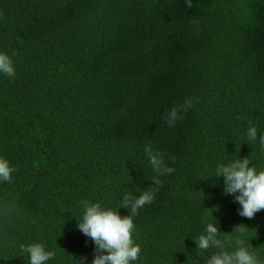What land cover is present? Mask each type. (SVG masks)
<instances>
[{"label":"trees","instance_id":"1","mask_svg":"<svg viewBox=\"0 0 264 264\" xmlns=\"http://www.w3.org/2000/svg\"><path fill=\"white\" fill-rule=\"evenodd\" d=\"M0 264H91L77 228L82 201L129 215L126 194L155 190L134 217L135 264H205L194 241L207 223L233 243L244 234L264 264V209L248 219L223 191L218 164L264 169V0H0ZM181 118L169 125L174 107ZM159 151V177L144 146ZM199 253V254H198ZM106 254V253H105Z\"/></svg>","mask_w":264,"mask_h":264},{"label":"clouds","instance_id":"2","mask_svg":"<svg viewBox=\"0 0 264 264\" xmlns=\"http://www.w3.org/2000/svg\"><path fill=\"white\" fill-rule=\"evenodd\" d=\"M0 74L9 78L15 76V68L12 59L0 52ZM192 107V100L187 99L183 108L174 107L168 111L165 120L169 125L181 118L180 112ZM250 141L259 139L261 148L264 149V133L258 137V130L251 126L247 130ZM144 153L151 165L155 176L152 179L154 185H161L159 177L170 175L174 169L167 165L159 151L151 145L144 146ZM249 159H236L227 164H218L214 177H223V191L226 196L234 197V202L240 205L238 214L251 219L256 213L264 209V169L257 170L255 166L249 167ZM14 169L6 159L0 158V182H8ZM155 198V190H145L138 196L126 194L123 197V208L129 209V215L120 216L118 211L102 207L99 202L91 203L82 201V219L78 221V230L90 238L94 244L96 255L91 264H135L140 258L142 249L136 243L134 217L138 210L146 204H151ZM220 233L216 223H207L203 232L196 239V248L200 253H205L210 248L217 249L210 254L205 264H261L257 257L249 250L250 245L245 244L244 234L234 242V250L229 252L227 247L232 246V241L225 237L219 238ZM21 251L26 252L29 264H47L54 258L52 251L46 250L40 243L23 246ZM106 253V254H105ZM199 254V253H198ZM80 264H87L86 258H82Z\"/></svg>","mask_w":264,"mask_h":264}]
</instances>
